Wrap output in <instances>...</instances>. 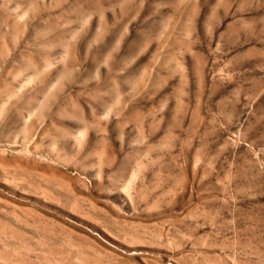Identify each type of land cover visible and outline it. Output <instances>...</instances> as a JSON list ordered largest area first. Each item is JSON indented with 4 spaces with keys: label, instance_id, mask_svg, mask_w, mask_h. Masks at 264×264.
Listing matches in <instances>:
<instances>
[{
    "label": "rangeland",
    "instance_id": "rangeland-1",
    "mask_svg": "<svg viewBox=\"0 0 264 264\" xmlns=\"http://www.w3.org/2000/svg\"><path fill=\"white\" fill-rule=\"evenodd\" d=\"M0 264H264V0H0Z\"/></svg>",
    "mask_w": 264,
    "mask_h": 264
}]
</instances>
